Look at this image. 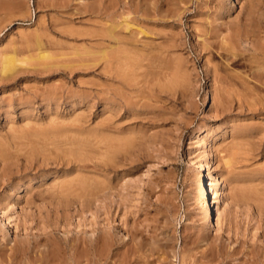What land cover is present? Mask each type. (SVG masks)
Masks as SVG:
<instances>
[{
    "label": "rangeland",
    "instance_id": "1",
    "mask_svg": "<svg viewBox=\"0 0 264 264\" xmlns=\"http://www.w3.org/2000/svg\"><path fill=\"white\" fill-rule=\"evenodd\" d=\"M0 4V264H264V0Z\"/></svg>",
    "mask_w": 264,
    "mask_h": 264
},
{
    "label": "bare ground",
    "instance_id": "2",
    "mask_svg": "<svg viewBox=\"0 0 264 264\" xmlns=\"http://www.w3.org/2000/svg\"><path fill=\"white\" fill-rule=\"evenodd\" d=\"M4 6V4H0V8H2ZM230 6V5H229ZM73 8V7H72ZM111 21V20H110ZM111 23V22H110ZM112 24V23H111ZM103 25V24H102ZM117 25V24H116ZM110 26V25H109ZM113 26V25H112ZM111 27V26H110ZM121 27V26H120ZM112 28V27H111ZM124 28V27H123ZM125 28H126V26H125ZM113 29V28H112ZM127 29V28H126ZM128 31V30H127ZM33 32V31H32ZM99 32V31H98ZM100 32H101V30H100ZM105 34V33H104ZM106 34H107V38H109V40L111 39L113 42H115V44H117V46L118 47H120L121 48V46H120V43L122 42L118 37H117V34H115L114 33V30H108V31H106ZM144 34V33H143ZM36 36V35H35ZM103 37V36H102ZM121 41V42H119V40ZM124 41V40H123ZM96 42V41H95ZM41 44V43H40ZM43 44V43H42ZM81 44V43H80ZM105 44V43H104ZM65 45H66V43H65ZM108 45V44H107ZM111 46V45H110ZM123 46V45H122ZM125 46V45H124ZM80 47V46H79ZM82 47V46H81ZM80 47V48H81ZM116 47V46H115ZM134 48V47H133ZM85 49V48H84ZM100 49V48H99ZM116 50L115 51H118V52H120V53H122V52H124V50H118V48H115ZM43 50V49H42ZM77 50V49H76ZM81 50V49H80ZM98 50V49H97ZM113 50V49H112ZM133 50V49H132ZM87 51H88V48H87ZM99 51V50H98ZM108 51H110V50H108ZM127 51V49L125 50V52ZM35 52V51H34ZM42 52V51H41ZM47 52V51H46ZM76 52H78V51H76ZM85 52H86V50H85ZM91 52V51H90ZM118 52H117V54H118ZM131 52V51H130ZM130 52H128V53H130ZM88 53V52H87ZM111 53V52H110ZM119 53V54H120ZM134 53V52H133ZM132 52L130 53V54H133ZM60 54V53H59ZM94 54V53H93ZM97 54V53H96ZM114 54H116L115 52H114ZM117 54H116V56H117ZM126 55H127V53H125ZM92 55V54H91ZM100 55H101V58H104V57H106L107 55H106V53H105V50L104 51H102V52H100ZM64 56V55H63ZM116 56L114 55V57H115V59H116ZM119 56V55H118ZM129 56V55H128ZM128 56H126V58H123L125 61H128ZM131 56H133V55H131ZM131 56H129L130 57V59H131ZM31 57V60H34L35 62H37V63H40L42 66V68L44 67V64H42V63H44L45 61H47V60H49V59H51V58H53V55L51 56V54L50 53H40V54H38L37 53V56L33 59L32 58V56H30ZM77 57V56H76ZM111 57H112V59H113V56L111 55ZM122 57V56H121ZM121 57H117L118 58V62L117 63H119L120 61H122V58ZM125 57V56H124ZM134 57H136V55L134 54V56H133V60H134ZM110 58V57H109ZM97 59H99V58H97ZM108 59V58H107ZM111 59V60H112ZM115 59H113V60H115ZM124 60H123V62H124ZM132 60V59H131ZM117 61V60H116ZM137 61H139V59L137 60ZM17 62H22V60H18V58L17 59H15L14 58V56L12 57V56H10V55H8V54H6V53H4V54H2V56H0V73H1V75H2V77H8V76H11L12 74H13V72H15V69H16V63ZM27 62V61H26ZM29 62V61H28ZM52 62V61H51ZM65 62V61H64ZM82 62V61H81ZM97 62V61H96ZM107 62V61H106ZM92 63H93V61H92ZM107 63H109L110 64V62L108 61ZM115 63V61L112 63V64H114ZM116 63V64H117ZM122 63V62H121ZM130 63H132V62H130ZM130 63H129V61H128V64H129V66H130ZM25 64V63H24ZM61 64V63H60ZM59 64V65H60ZM126 64V63H125ZM19 65V64H18ZM46 65V64H45ZM67 65H68V63H67ZM80 65V64H79ZM102 65V64H101ZM119 64H117L116 66H118ZM23 66V65H22ZM36 66H38V65H36ZM55 66V65H54ZM62 66H64V65H62ZM128 66V67H129ZM132 66V65H131ZM134 66V65H133ZM29 67V66H28ZM114 67H115V64H114ZM122 66L120 65V68H121ZM65 68V67H64ZM72 68V67H71ZM113 68V67H112ZM119 67H117V69L119 70L120 69ZM130 68V67H129ZM69 69V68H68ZM122 70L123 69H121L120 71H121V73H122ZM127 70V69H126ZM115 73V72H114ZM117 73V72H116ZM119 73V72H118ZM126 73V72H125ZM119 75H120V73H119ZM124 75V74H123ZM162 75V74H161ZM132 76V75H131ZM125 77V76H124ZM121 78V77H120ZM129 78V77H128ZM167 78V77H166ZM111 82V81H110ZM117 84V83H116ZM163 84V83H162ZM165 101V100H164ZM211 103V102H210ZM107 104V103H106ZM121 128V127H120ZM34 133V132H33ZM111 133V132H110ZM29 135V134H28ZM115 135V134H114ZM123 135H124V133H123ZM221 135H222V133H221ZM111 136V135H110ZM118 136V135H117ZM108 139V138H107ZM113 139V138H112ZM125 139V138H124ZM45 140V139H44ZM110 140V139H109ZM106 141V140H105ZM107 142V141H106ZM121 142V141H120ZM127 144V143H126ZM130 144V143H129ZM213 144V143H212ZM70 145V144H69ZM73 145V144H72ZM18 146V145H17ZM108 148V147H107ZM104 150V149H103ZM6 151V150H5ZM111 152V151H110ZM208 153V152H207ZM206 153V154H207ZM232 154V153H231ZM99 156V155H98ZM102 156V155H101ZM209 156V155H208ZM207 156V157H208ZM227 156H229V155H227ZM231 156V155H230ZM229 156V157H230ZM110 158V157H109ZM100 159V158H99ZM225 159V158H224ZM108 160V159H107ZM227 160H228V157H227V159L226 160H224V164H225V167L226 166H228L229 165V163L227 162ZM210 163V162H209ZM191 164V163H190ZM204 168H206V170L208 169V167H209V165H208V162L205 160V158H204ZM202 166V167H203ZM116 169V168H115ZM208 172L209 171H207V184L206 185H203V187H201V189H200V198L202 199V203L203 202H206V205L207 206H211V207H214V210H213V213H214V215L216 216L215 218L217 219V220H219V217H221L220 215V210H219V208L217 207V204H218V196H217V191H216V181L214 180V179H211V176H209V174H208ZM199 175V174H198ZM211 175V174H210ZM77 178V177H76ZM213 178H215V177H213ZM83 179V178H82ZM88 179H89V177H88ZM58 180V179H57ZM33 182V181H32ZM88 182V181H87ZM219 182V181H218ZM61 183V182H60ZM17 184V183H16ZM21 184H22V181H21ZM26 184V183H25ZM28 184V183H27ZM59 184V183H58ZM63 184V183H62ZM88 184V183H87ZM87 184L85 183V181H83V180H80V179H75V181H73V179H72V182L70 181V182H68V185H62V187H57V188H60L61 189V191L62 192H72L71 194H74V195H76V194H82L81 196L83 197L87 192H88V190H89V186H87ZM60 185V184H59ZM21 186L22 185H19V184H17V185H15V187L12 189V194H14L15 195V197H16V195L18 194V192H19V190H20V188H21ZM96 186V185H95ZM55 187H56V185H55ZM221 187V186H220ZM52 188V187H51ZM22 189V188H21ZM24 189V188H23ZM23 189H22V191H23ZM48 189V188H47ZM55 189V188H54ZM75 189V190H74ZM74 190V191H73ZM78 191V192H75V191ZM251 190V189H250ZM21 191V192H22ZM57 191V190H56ZM248 191V190H247ZM62 192L61 193H59V194H62ZM73 192H75V193H73ZM90 193V192H89ZM244 193V192H243ZM56 194V193H55ZM69 194V193H68ZM218 194H219V192H218ZM20 195H21V193H20ZM51 195V194H50ZM122 195V194H121ZM248 195V194H247ZM51 196H54V195H51ZM89 196V195H88ZM199 196V195H198ZM82 197H80V198H82ZM243 197H245V196H243ZM16 198H18V197H16ZM20 198V197H19ZM30 198H31V196H30ZM199 198V199H200ZM245 198H247V197H245ZM45 199V198H44ZM66 199V198H65ZM42 200H43V198H42ZM55 200V199H54ZM70 200V199H69ZM2 201V200H1ZM16 201H18V200H16ZM55 201H57V199L55 200ZM200 201V200H199ZM7 202V201H6ZM220 202V201H219ZM17 203V202H16ZM127 203V202H126ZM220 204V203H219ZM14 205H16V204H14ZM204 205V204H203ZM202 207V206H201ZM204 211V210H203ZM207 212V211H206ZM1 214L3 213V212H0ZM209 213H210V211H209ZM205 214V213H204ZM207 215V216H206ZM210 215H213L212 214V212H211V214ZM204 217V216H203ZM205 217L207 218V221L209 220V216H208V212L205 214ZM209 217V218H208ZM4 220H1V218H0V225H1V228L3 229V228H6V226H5V224H4V222H3ZM207 223V222H206ZM61 226V225H60ZM8 229V228H7ZM209 229V228H208ZM4 230V229H3ZM8 231V230H7ZM6 232V231H5ZM199 233V232H198ZM202 235V234H201ZM6 236V235H5ZM12 242L11 243H13V245L10 247V252H12V254H10L7 258H9V260H11V261H13L14 259H16V254L17 253H23V254H25V252L27 251V249H28V247L30 246V242L29 241H27V240H11ZM91 242V241H90ZM108 242L109 241H107V243L105 242V244L107 245L108 244ZM103 244V243H102ZM29 245V246H28ZM91 245V244H90ZM7 246V245H6ZM34 246H36L35 248H33ZM32 248H33V251L34 250H36L37 252H38V254H37V252H35L37 255H39V254H41V260H42V255H43V251H44V249H42V248H45V246H43V245H34ZM41 248V249H40ZM72 249V248H71ZM46 252V251H45ZM51 254V253H50ZM53 254V253H52ZM52 254H51V256H52ZM54 255V254H53ZM46 256V255H45ZM45 256H44V258L43 259H45ZM51 256H49L48 255V259L49 258H51ZM40 258V257H39ZM38 258V259H39ZM47 258V257H46ZM56 258V257H55ZM41 260H40V262H41ZM63 260V259H62ZM51 261V260H50ZM70 261H71V264L73 263V261H75V259L72 257V258H70ZM16 262V261H15ZM13 263V262H12ZM11 263V264H12ZM47 263V262H46ZM70 264V263H69ZM75 264H76V262H75Z\"/></svg>",
    "mask_w": 264,
    "mask_h": 264
}]
</instances>
